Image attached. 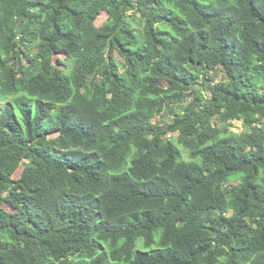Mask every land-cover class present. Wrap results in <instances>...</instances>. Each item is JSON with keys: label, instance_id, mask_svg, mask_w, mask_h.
Here are the masks:
<instances>
[{"label": "trees", "instance_id": "obj_1", "mask_svg": "<svg viewBox=\"0 0 264 264\" xmlns=\"http://www.w3.org/2000/svg\"><path fill=\"white\" fill-rule=\"evenodd\" d=\"M6 100L0 264H264V0H0Z\"/></svg>", "mask_w": 264, "mask_h": 264}, {"label": "rangeland", "instance_id": "obj_2", "mask_svg": "<svg viewBox=\"0 0 264 264\" xmlns=\"http://www.w3.org/2000/svg\"><path fill=\"white\" fill-rule=\"evenodd\" d=\"M132 15V18L134 20L138 19V16H136L135 14L133 13H130ZM110 16L107 12H103L101 14V16L98 18L96 24L97 26H103L104 24H106L109 20ZM135 27H138V22H135L134 24ZM117 60L121 61V58L119 56H117ZM55 61H56V65L59 67V65H62V63H65L67 62V56L64 54V53H61L59 55H57L55 57ZM25 64V63H24ZM26 65V64H25ZM212 84H216V83H220V82H224L226 81V74L224 72V70L222 68H218L216 71H214L212 74ZM206 86H208L209 82L206 81ZM202 88V85H197L194 87V90L196 91H200V89ZM208 96H210V94L208 93ZM194 100V96H191L190 100L189 101H186L184 103V106L185 107H189V104L191 103V101ZM8 101H0V109L4 107V105L7 103ZM213 121L216 125H219V122L217 121L216 119V115L213 114ZM173 120V116L169 113H167L166 111H163L161 113H159L154 122L155 124L157 125H160L161 127H165V128H168V126L171 124ZM221 127V126H220ZM243 123L240 122V121H235L233 122V130L237 133H240L243 131ZM57 137V134H50L47 136V140H50V139H55ZM173 139L174 141L176 142L177 141V137L176 135H173ZM180 149H181V153L183 155V159L186 160V161H190L191 160V156H190V152L189 150H187L186 148H184L183 146H179ZM21 176V171H19L15 176L14 178L15 179H19ZM240 179H241V176H237L236 178H233L230 180V184L231 185H236L240 182ZM4 208L7 210V211H13L12 208L6 204H4ZM143 241H140L138 243V246H137V250L138 251H143V252H149L151 249H146L144 248V245H143ZM154 248V247H153ZM110 264H115V263H112L110 262ZM118 264H125V263H118Z\"/></svg>", "mask_w": 264, "mask_h": 264}]
</instances>
